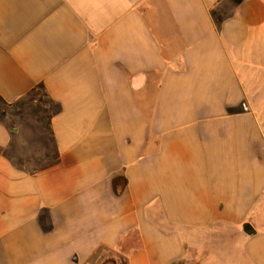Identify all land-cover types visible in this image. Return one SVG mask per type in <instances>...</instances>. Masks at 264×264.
<instances>
[{
	"label": "crops",
	"instance_id": "obj_1",
	"mask_svg": "<svg viewBox=\"0 0 264 264\" xmlns=\"http://www.w3.org/2000/svg\"><path fill=\"white\" fill-rule=\"evenodd\" d=\"M0 264H264V0H0Z\"/></svg>",
	"mask_w": 264,
	"mask_h": 264
}]
</instances>
